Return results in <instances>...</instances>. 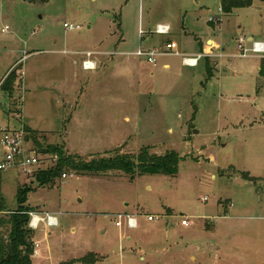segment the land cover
Masks as SVG:
<instances>
[{"label": "rangeland", "instance_id": "rangeland-1", "mask_svg": "<svg viewBox=\"0 0 264 264\" xmlns=\"http://www.w3.org/2000/svg\"><path fill=\"white\" fill-rule=\"evenodd\" d=\"M65 22L82 28L65 31ZM157 24L170 33L155 34ZM207 37L218 44L183 66ZM240 37L264 42L260 0L228 15L220 0H0V83L22 69L11 98L0 85L1 125L29 128L43 148L86 161L143 148L180 157L174 177L66 171L40 187L0 173V236L25 184V206L57 219L32 230V264L89 255L95 264H264V57H241ZM171 42L177 52L165 53ZM139 48L161 55L151 64L133 55ZM85 52L96 70L81 69ZM117 214L137 228L115 227Z\"/></svg>", "mask_w": 264, "mask_h": 264}, {"label": "trees", "instance_id": "trees-1", "mask_svg": "<svg viewBox=\"0 0 264 264\" xmlns=\"http://www.w3.org/2000/svg\"><path fill=\"white\" fill-rule=\"evenodd\" d=\"M264 3V0H260ZM253 0H220V10L224 15L231 14L235 9H243L251 6ZM202 50V49H201ZM262 65L264 61L261 62ZM15 71L9 73L2 83V90L10 98L13 93V84L16 80ZM209 78L211 73L207 70ZM26 142H31L36 147L37 154L48 156L57 160L54 165L45 171H39L33 175L34 181L40 187L53 183L56 179L62 178L64 172H74L81 175H104L106 173L119 172L125 175L140 176L142 174L162 175L174 177L178 172L179 155L174 151H168L163 155L150 153V148H143L137 155L115 154L112 157H98L89 161L81 159L79 156L68 155L61 146H47L43 148L37 141V133L25 128ZM246 181L255 180L247 174L243 177ZM32 188L27 185L20 187L16 194L18 204L17 210L12 212L7 220L8 233L6 237L0 236V264H32L34 253V243L32 240V229L29 228L32 211L25 206L27 195ZM3 203L0 201V212H3ZM92 255L82 259L63 262L61 264H95L97 261L87 259Z\"/></svg>", "mask_w": 264, "mask_h": 264}, {"label": "built area", "instance_id": "built-area-1", "mask_svg": "<svg viewBox=\"0 0 264 264\" xmlns=\"http://www.w3.org/2000/svg\"><path fill=\"white\" fill-rule=\"evenodd\" d=\"M212 19H210L211 21ZM63 28L65 31L72 32L78 31L82 27L79 25H73L72 23L65 22L63 24ZM6 28L2 30L5 32ZM153 32L157 35H167L170 33V26L167 24H158L153 28ZM142 34V32L140 31ZM248 43L249 47L246 48L244 45ZM165 53H172L173 45L171 43H167ZM238 50L240 51L241 57H247L250 54L264 57V42L263 41H250L240 37L238 41ZM102 54V53H100ZM108 55H117V53H107ZM83 56V60L81 61V68L84 71H94L97 68L96 60L94 59V53L85 52L81 54ZM119 55V54H118ZM136 57H144L148 63L155 64V58L161 53L156 50H146L142 51L140 48L133 53ZM204 57V54L199 53L194 56H182V65L190 68H195L198 62ZM15 71L18 73L19 78L22 76L21 70H16V68L10 69L8 74L4 77L3 81L7 78L10 72ZM1 82V83H2ZM0 83V85H1ZM26 132L22 126L19 128H15L14 126L1 125L0 124V173L4 172H16L19 176L27 178L33 176L35 173L39 171H45L48 167L44 164V160L42 155L37 154L33 150H29L28 143L26 142ZM53 162L57 160L56 156L51 159ZM62 178H66V175L63 174ZM29 228L32 230H37L40 224H45L48 228L54 227L57 225V219L54 216L49 214H45L44 217H39L34 215L33 213L29 214ZM116 218V219H115ZM155 216L148 215L146 216V220L148 222H153L155 220ZM114 224L115 227L121 228L122 222L124 221L126 227L129 230H134L137 228V220L134 216L130 214H117L114 216ZM189 220L186 218L181 220V226L187 227L189 226Z\"/></svg>", "mask_w": 264, "mask_h": 264}, {"label": "crops", "instance_id": "crops-1", "mask_svg": "<svg viewBox=\"0 0 264 264\" xmlns=\"http://www.w3.org/2000/svg\"><path fill=\"white\" fill-rule=\"evenodd\" d=\"M158 25V24H157ZM250 39H252V38H250V37H248L247 38V40L249 41ZM216 43V44H215ZM171 44L173 45V49L177 52V49H178V46L175 44V43H173V42H171ZM212 44H215V45H217L218 44V42H215L212 38H209V37H207L205 40H204V42H202V41H199V47L202 49L201 50V53H204L205 55H208V52H209V50H210V48H208V47H211V45ZM212 49V48H211ZM77 54V53H76ZM180 54V53H179ZM181 55V54H180ZM210 57V56H209ZM19 66H21V65H19ZM163 68H168V65L167 64H165V65H163ZM82 69V68H81ZM20 70H22L21 69V67H20ZM83 70V69H82ZM84 71V70H83ZM22 80V79H21ZM21 84H22V82H21ZM21 91H22V85H21ZM131 215V214H130ZM46 235L48 236V235H50V232H46Z\"/></svg>", "mask_w": 264, "mask_h": 264}, {"label": "water", "instance_id": "water-1", "mask_svg": "<svg viewBox=\"0 0 264 264\" xmlns=\"http://www.w3.org/2000/svg\"><path fill=\"white\" fill-rule=\"evenodd\" d=\"M127 143L123 144L122 146L117 148V152H120L123 150V148L126 146Z\"/></svg>", "mask_w": 264, "mask_h": 264}]
</instances>
